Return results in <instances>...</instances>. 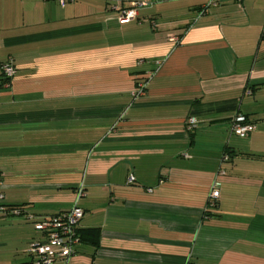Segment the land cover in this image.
Instances as JSON below:
<instances>
[{"label": "crops", "instance_id": "crops-1", "mask_svg": "<svg viewBox=\"0 0 264 264\" xmlns=\"http://www.w3.org/2000/svg\"><path fill=\"white\" fill-rule=\"evenodd\" d=\"M212 1L0 0V264L80 189L100 238L69 264H264V0Z\"/></svg>", "mask_w": 264, "mask_h": 264}, {"label": "built area", "instance_id": "built-area-1", "mask_svg": "<svg viewBox=\"0 0 264 264\" xmlns=\"http://www.w3.org/2000/svg\"><path fill=\"white\" fill-rule=\"evenodd\" d=\"M61 4H65L66 0H59ZM217 0H213L210 5H216ZM145 2H132L128 8H119L117 19L120 24L132 22L138 18V11L145 7ZM171 41L178 43L179 38H171ZM16 74V66L12 60H8L1 65V77L4 81L11 80ZM149 79L138 81L136 89L133 92L135 99L143 96L146 92ZM198 122L196 118L188 120V129L197 128ZM232 132L240 137L247 138L254 132L252 124H244L240 119L236 118L232 122ZM229 156L226 154L222 158V162H228ZM220 175H224V171H220ZM133 179H130V182ZM220 182L215 181L211 191L212 201L220 197ZM3 176L0 173V214H8L6 206V196L4 194ZM78 199L75 206L64 213L52 217L34 218V228L37 232L43 234V239L36 243L31 249L30 254L35 258V264H69L72 257L77 253V248L81 245V239L78 228L84 217V211L79 207L78 201L83 196L80 189ZM16 215H22L21 210H14Z\"/></svg>", "mask_w": 264, "mask_h": 264}, {"label": "trees", "instance_id": "trees-1", "mask_svg": "<svg viewBox=\"0 0 264 264\" xmlns=\"http://www.w3.org/2000/svg\"><path fill=\"white\" fill-rule=\"evenodd\" d=\"M240 121L242 123H244V124H249V123H246L244 119H240ZM195 129H192V130H189V131L190 132H193ZM21 212L23 214V211H21ZM77 231L79 233L81 242H89V243H92V244L98 246V244H99V238H100V236H99V230H95V229H93V230H80V228H78Z\"/></svg>", "mask_w": 264, "mask_h": 264}]
</instances>
